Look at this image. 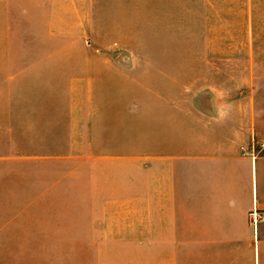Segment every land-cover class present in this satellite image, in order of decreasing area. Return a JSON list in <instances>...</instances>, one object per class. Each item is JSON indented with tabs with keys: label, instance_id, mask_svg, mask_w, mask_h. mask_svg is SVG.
Wrapping results in <instances>:
<instances>
[{
	"label": "rangeland",
	"instance_id": "1",
	"mask_svg": "<svg viewBox=\"0 0 264 264\" xmlns=\"http://www.w3.org/2000/svg\"><path fill=\"white\" fill-rule=\"evenodd\" d=\"M253 146L264 0H0V264H259Z\"/></svg>",
	"mask_w": 264,
	"mask_h": 264
},
{
	"label": "crops",
	"instance_id": "2",
	"mask_svg": "<svg viewBox=\"0 0 264 264\" xmlns=\"http://www.w3.org/2000/svg\"><path fill=\"white\" fill-rule=\"evenodd\" d=\"M215 151L208 153V155L199 156L202 158L200 160L204 164V169L211 167L216 170L220 163L224 166L223 170L231 176L233 172H237L238 169L242 170L244 174V193L246 203L244 204L245 213H250L257 210L260 213H264V154H258L253 146L251 149L245 152L244 155L235 153L232 157H216ZM222 167V166H220ZM226 186L224 185L223 188ZM237 201L233 200L230 204L227 214H232L237 211ZM224 222L227 224L228 228L231 227L230 219H225ZM253 233L258 240L257 251L258 259L260 263V255L264 254V220L259 221L254 229L252 225ZM223 233L220 234L222 237H232V234L224 229Z\"/></svg>",
	"mask_w": 264,
	"mask_h": 264
},
{
	"label": "built area",
	"instance_id": "3",
	"mask_svg": "<svg viewBox=\"0 0 264 264\" xmlns=\"http://www.w3.org/2000/svg\"><path fill=\"white\" fill-rule=\"evenodd\" d=\"M264 220V217H259L257 210H254V222L257 225L259 221Z\"/></svg>",
	"mask_w": 264,
	"mask_h": 264
}]
</instances>
